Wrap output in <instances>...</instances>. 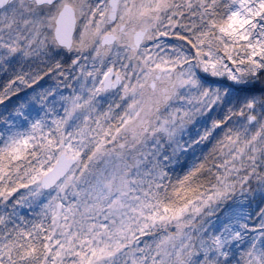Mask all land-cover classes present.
<instances>
[{"label": "snow or ice", "instance_id": "snow-or-ice-1", "mask_svg": "<svg viewBox=\"0 0 264 264\" xmlns=\"http://www.w3.org/2000/svg\"><path fill=\"white\" fill-rule=\"evenodd\" d=\"M0 264H264V0H0Z\"/></svg>", "mask_w": 264, "mask_h": 264}]
</instances>
